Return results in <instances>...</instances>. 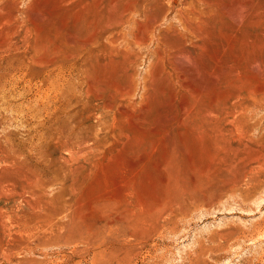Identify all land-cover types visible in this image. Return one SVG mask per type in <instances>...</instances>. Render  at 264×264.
<instances>
[{"label":"rangeland","instance_id":"374dc122","mask_svg":"<svg viewBox=\"0 0 264 264\" xmlns=\"http://www.w3.org/2000/svg\"><path fill=\"white\" fill-rule=\"evenodd\" d=\"M175 1L0 0V264H264V0Z\"/></svg>","mask_w":264,"mask_h":264},{"label":"bare ground","instance_id":"6f19581e","mask_svg":"<svg viewBox=\"0 0 264 264\" xmlns=\"http://www.w3.org/2000/svg\"><path fill=\"white\" fill-rule=\"evenodd\" d=\"M171 1V0H170ZM197 1V0H196ZM200 1V0H199ZM203 1V0H202ZM207 1V0H206ZM205 0H204V2L205 3H207ZM149 2V1H148ZM147 2V3H148ZM172 2L173 3H175L176 1L175 0H172ZM191 2V1H190ZM194 2V1H193ZM213 2H214V0H213ZM201 3V2H200ZM205 3L203 4H201V5H203V7H201V5L199 6V7H201V10H202V8H204V7H206V5H205ZM219 3V2H218ZM245 4V3H244ZM199 5V4H198ZM205 5V6H204ZM145 6V5H144ZM225 6V5H224ZM217 7H218V5H217ZM227 7H228V5H227ZM136 8V7H135ZM144 8V7H143ZM184 8V7H183ZM207 8V7H206ZM213 8V7H212ZM212 8H210V9H212ZM222 8H224V7H222ZM221 8V9H222ZM188 9V8H187ZM225 9V8H224ZM224 9H222V10H224ZM230 9V8H229ZM199 9H197V7L195 6V4H192L191 6H190V9L186 12L185 11V13L184 12H181V11H178L179 13L177 14V16H178V18H179V21H177V22H179L178 23V25H179V27H181V28H179V29H181V30H179L178 28H175L173 25H172V23L170 24V25H168L167 24V26H168V28H166L167 29V31L168 30H170L171 32H170V34H171V36L172 37H174V38H176L177 40H179V41H186V40H192L193 38H194V36L195 35H197L198 34V32H199V34H200V31H199V29L197 30V22H198V20H201L200 18V14L202 13V11L200 10V12L198 11ZM206 10V9H205ZM213 10H214V8H213ZM208 11H210L211 12V10H208ZM225 11V10H224ZM223 11V12H224ZM130 12H131V10H130ZM132 12H134V11H132ZM131 12V13H132ZM137 13V12H136ZM177 13V12H176ZM204 13V12H203ZM203 13H202V15H203ZM207 13V12H206ZM212 13H213V11H212ZM211 13V14H212ZM225 13V12H224ZM257 13V12H256ZM207 14H209L210 15V13H207ZM228 14V13H227ZM258 14V13H257ZM134 15V14H133ZM176 15V14H175ZM213 15V14H212ZM131 16V15H130ZM154 16V15H153ZM205 15H203V17H204ZM206 16H208V15H206ZM236 16H238V14L236 15ZM257 17V16H256ZM205 18V17H204ZM241 18V17H240ZM257 18H260V17H257ZM176 19V18H175ZM206 19V18H205ZM239 18H237V20H238ZM252 19H254V18H252ZM251 19V20H252ZM207 20V19H206ZM213 20V19H212ZM233 20V19H232ZM235 20H236V18H235ZM130 21H131V19H130ZM163 21V20H162ZM204 22V19H202L200 22ZM239 21H240V19H239ZM252 21H256V20H252ZM149 23H147V25H149V27L148 26H146V28L148 27V31H147V34L146 35H151L152 37H156V34H155V28H156V24H155V22H156V19H151L150 21H148ZM176 22V21H175ZM206 22V21H205ZM204 22V23H205ZM221 22V21H220ZM237 22V21H236ZM238 23V22H237ZM259 23V22H258ZM135 24H137V23H135ZM139 24V23H138ZM146 24V23H145ZM222 24V23H221ZM241 24V23H240ZM176 25V24H175ZM177 25V26H178ZM250 25V24H249ZM253 25H255V23L253 24ZM260 25V24H259ZM200 26V25H199ZM251 26V25H250ZM197 27V28H196ZM203 27V26H202ZM200 28V27H199ZM159 29V28H158ZM219 29V28H218ZM201 30V29H200ZM239 30V29H238ZM236 31V30H235ZM138 32V31H137ZM149 32V33H148ZM160 32V31H159ZM145 33H146V31H145ZM163 33V32H162ZM161 33V34H162ZM141 34H143V33H141ZM203 34V33H202ZM235 34V33H234ZM163 35V34H162ZM165 35V34H164ZM232 35V34H231ZM256 35V34H255ZM198 37L200 36V35H197ZM146 37V36H145ZM202 37H204L203 35L201 36V38ZM154 38H153V40H154ZM164 38V37H163ZM162 38V39H163ZM196 38V37H195ZM230 38H232V37H230ZM144 39V38H143ZM143 39L141 40V41H143ZM205 39H207V37L205 38ZM209 39V38H208ZM198 40V39H197ZM204 40V39H203ZM234 40V39H233ZM244 40V39H243ZM146 41H147V39H146ZM152 41V40H151ZM195 41V40H194ZM155 43L156 44H161V43H163V42H161V39L160 38H157L156 39V41H155ZM164 44V43H163ZM165 44H166V42H165ZM230 45H231V43H230ZM164 46V45H163ZM173 46V45H172ZM192 47V46H191ZM199 47V46H198ZM231 47H232V45H231ZM166 49V48H165ZM173 49H174V47H173ZM179 50V49H178ZM164 51V50H163ZM173 51V50H172ZM202 51V50H201ZM204 51V50H203ZM177 53V52H176ZM247 56V55H246ZM173 57V56H172ZM185 57V56H184ZM191 57V56H190ZM190 57H188V58H190ZM161 58V57H160ZM179 58V57H178ZM198 58V57H197ZM183 59V58H182ZM195 58H193V60H194ZM199 59V58H198ZM158 61V60H157ZM195 62V61H194ZM191 64V63H190ZM198 64V63H197ZM195 65V64H194ZM176 66V65H175ZM189 66V65H188ZM254 66L256 67L257 65H255V62H254ZM251 67H253V66H251ZM254 67V68H255ZM177 68V67H176ZM176 68H174V69H176ZM186 68V67H185ZM253 68V69H254ZM179 69V68H178ZM258 69V68H257ZM257 69H255V70H253V71H257ZM250 71V70H249ZM177 72V71H176ZM189 73H191V72H189ZM170 74V73H169ZM187 74V73H186ZM237 74V73H236ZM235 74V75H236ZM239 74V73H238ZM255 74H256V72H255ZM170 75H172V74H170ZM257 75V74H256ZM254 76V75H253ZM193 77V76H192ZM196 77V76H195ZM214 77V76H213ZM255 77V76H254ZM261 77V76H260ZM259 77V78H260ZM249 78V77H248ZM189 81H192V80H189ZM257 81V80H256ZM186 82V81H185ZM196 82V81H195ZM258 82V81H257ZM258 83H260V82H258ZM257 85V84H256ZM182 86V85H181ZM250 86V85H249ZM260 86V85H259ZM192 87V86H191ZM262 87V86H261ZM261 87H260V89H261ZM201 88V87H200ZM215 88V87H214ZM256 88V87H255ZM185 89V88H184ZM193 89V88H192ZM256 89H259V88H256ZM255 90V89H254ZM253 90V91H254ZM262 90V89H261ZM178 91V90H177ZM194 91H196V90H194ZM205 91V90H204ZM248 91V90H247ZM249 91H251V89L249 88ZM248 91V92H249ZM258 91H260V90H258ZM247 92V93H248ZM262 92H264V90L262 91ZM261 92V93H262ZM252 93V91L250 92V94ZM253 93H255V91L253 92ZM252 93V94H253ZM256 93H258L257 91H256ZM54 94V93H53ZM192 94V93H191ZM194 94V93H193ZM200 94V93H199ZM175 95V94H174ZM190 95V94H189ZM198 95V94H197ZM255 95V94H254ZM256 95H258V94H256ZM195 96H196V94H195ZM194 96V97H195ZM181 97V96H180ZM191 97V96H190ZM197 97V96H196ZM247 97V96H246ZM193 98V97H192ZM201 98V97H200ZM240 99V98H239ZM252 99V98H251ZM253 100V99H252ZM187 101V100H186ZM254 101H255V99H254ZM234 103H235V101L232 103V107H234L235 105H234ZM181 104V103H180ZM184 104V103H183ZM231 105V104H230ZM234 105V106H233ZM182 106V105H181ZM210 106V105H209ZM214 106V105H213ZM181 108V107H180ZM230 108V110H231V106L229 107ZM185 109V108H184ZM193 109V108H192ZM209 109V108H208ZM211 110V109H210ZM214 110V109H213ZM232 110H234V108L232 109ZM181 111V110H180ZM190 111V110H189ZM188 111V112H189ZM209 110H207V112H208ZM227 111L229 112V110L227 109ZM197 112V111H196ZM199 112V111H198ZM197 112V113H198ZM210 112V111H209ZM213 112V111H212ZM234 112V111H233ZM185 113V112H184ZM190 113V112H189ZM188 113V114H189ZM182 114V113H181ZM208 114V113H207ZM218 114V113H217ZM185 115V114H184ZM186 115H187V113H186ZM225 115H226V113H225ZM181 116H183V115H181ZM206 116V115H205ZM188 117V116H187ZM224 117V116H223ZM228 117V116H227ZM225 118V117H224ZM195 119H196V117H195ZM211 119V118H210ZM160 120H162V119H160ZM175 120V119H174ZM207 120V119H206ZM212 120V119H211ZM217 120H219L218 118H217ZM181 121V120H180ZM189 121V120H188ZM204 121V120H203ZM213 121H215V120H213ZM233 121V120H232ZM160 123V122H159ZM198 123V122H197ZM200 123V122H199ZM198 123V124H199ZM201 123H202V121H201ZM138 124V123H137ZM180 124H181V122H180ZM203 124H205L206 125V123H203ZM210 124V123H209ZM208 123H207V125H209ZM197 125V124H196ZM196 125H194V126H196ZM161 126V125H160ZM182 126V125H181ZM199 127H200V125H198ZM202 128V127H201ZM235 129V128H234ZM193 130V129H192ZM194 130H195V128H194ZM193 130V131H194ZM198 130H200V129H198ZM200 131H203V130H200ZM238 131V130H237ZM196 132V131H195ZM199 132V131H198ZM200 133V132H199ZM28 183H30V182H28ZM29 186H31V185H29ZM27 187V186H26ZM8 189V188H7ZM9 190V189H8ZM33 190V189H32ZM35 192L36 193H38L36 190H35ZM10 193V192H9ZM22 193V192H21ZM29 193V192H28ZM37 196V195H36ZM25 197V196H24ZM39 197H40V195H39ZM34 227V226H33ZM36 228V227H35ZM33 230V229H32ZM39 230V229H38ZM42 231H43V229H42ZM37 232V231H36Z\"/></svg>","mask_w":264,"mask_h":264}]
</instances>
